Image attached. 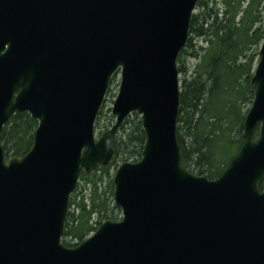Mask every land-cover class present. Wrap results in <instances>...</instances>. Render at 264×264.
<instances>
[{"label":"water","instance_id":"95a60500","mask_svg":"<svg viewBox=\"0 0 264 264\" xmlns=\"http://www.w3.org/2000/svg\"><path fill=\"white\" fill-rule=\"evenodd\" d=\"M201 1L0 0V264H264V40L239 152L213 180L182 165L177 62ZM117 73L112 133L138 115L141 158L113 176L121 220L68 247L80 178L114 157L95 124ZM24 113L32 148L7 160Z\"/></svg>","mask_w":264,"mask_h":264},{"label":"trees","instance_id":"16d2710c","mask_svg":"<svg viewBox=\"0 0 264 264\" xmlns=\"http://www.w3.org/2000/svg\"><path fill=\"white\" fill-rule=\"evenodd\" d=\"M264 40V0H203L192 17L190 39L178 59L181 79L178 142L182 165L191 173L217 179L239 152L244 122L254 99L250 80ZM203 41L205 45H197ZM196 61L190 70L184 60ZM96 128L105 136L115 157L106 167L84 174L71 199L63 243L74 247L107 220L118 221L114 206L113 173L121 162H136L145 143L137 115L126 120L116 134L109 117ZM108 120V117H107ZM38 123L27 113L13 115L4 127L2 143L7 159L22 158L32 148ZM264 190V179L259 184Z\"/></svg>","mask_w":264,"mask_h":264},{"label":"rangeland","instance_id":"374dc122","mask_svg":"<svg viewBox=\"0 0 264 264\" xmlns=\"http://www.w3.org/2000/svg\"><path fill=\"white\" fill-rule=\"evenodd\" d=\"M195 43L197 45H205V42H203V41H195ZM194 64H196V61L194 59H190V58L186 59L185 58L184 66H186V68L188 70H190L188 73V76H190ZM182 77L183 76L180 75V82H181ZM120 81H121L120 75H117L115 77V80L112 83L111 90H110L109 94L107 95V100L105 102L104 116L102 118L101 127L105 126V125H106V127H108V125H109V122H110L109 117H110V115L112 116V107H113V103L117 97V94L119 92ZM107 117H108V120H107ZM101 131H103V130H101V128L97 129L96 132H97L98 136H101L100 135ZM121 216L122 215H121V211H120L119 218H121Z\"/></svg>","mask_w":264,"mask_h":264}]
</instances>
